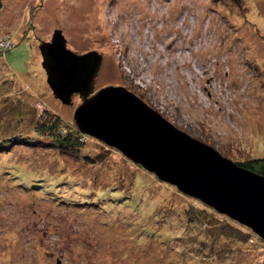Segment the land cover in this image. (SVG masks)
<instances>
[{"label":"rangeland","instance_id":"obj_1","mask_svg":"<svg viewBox=\"0 0 264 264\" xmlns=\"http://www.w3.org/2000/svg\"><path fill=\"white\" fill-rule=\"evenodd\" d=\"M55 29L101 54L94 93L124 87L222 156L264 157V0H2L0 264H264L246 227L247 242L221 235L228 217L114 148L86 135L73 157L45 143L40 122L75 125L81 103L46 83L38 45ZM99 153L101 166L82 158Z\"/></svg>","mask_w":264,"mask_h":264},{"label":"water","instance_id":"obj_2","mask_svg":"<svg viewBox=\"0 0 264 264\" xmlns=\"http://www.w3.org/2000/svg\"><path fill=\"white\" fill-rule=\"evenodd\" d=\"M38 49L52 95L65 105L74 94L80 97L73 120L81 134L114 148L264 241V176L190 137L124 87L106 86L94 93L101 54L71 51L60 29Z\"/></svg>","mask_w":264,"mask_h":264},{"label":"trees","instance_id":"obj_3","mask_svg":"<svg viewBox=\"0 0 264 264\" xmlns=\"http://www.w3.org/2000/svg\"><path fill=\"white\" fill-rule=\"evenodd\" d=\"M1 4H2V0H0V6H1ZM38 126L39 127L37 129V133L39 135L48 136L49 140L45 141V143L50 145L51 148L60 149V150L66 149V150H68V151H66L67 154H69L73 157H78V156L81 157L79 155V153H80L81 149L84 147L83 145H85L84 142L86 141V139H85L86 135L81 134L77 130L75 125H73V124L69 125L59 117H52V118L49 117V118L41 121ZM24 139H27V136H24ZM23 141H25V140H23ZM0 143H4L6 149L8 148V146L5 144V141H3V142L0 141ZM27 143H29V142H27ZM47 144H45V145H47ZM82 158L84 160H86V162L89 163L91 166H93V165L101 166L107 161V156H106V154H103V153H99L96 156H93L91 158H90V156L83 155ZM231 160L243 168H246L250 171H253L255 173H258V174L264 176V157H258V158L257 157L256 158L250 157V158H246L245 160H240V159H231ZM33 185L34 184H32V186ZM145 200L147 201V205H148V207H150L151 210L157 206V204L153 205L147 199H145ZM146 209L149 212V209L147 207H146ZM207 209L208 208L204 207V210H199L198 213L201 214L203 212L205 215ZM208 210L215 213L214 210H211L210 208ZM130 212L132 213V211H130ZM185 212L188 215V210H185ZM190 216H194L193 219H196L199 222L203 223V221H204V217L201 220L200 216H197L194 214H190L189 217ZM145 217L150 218V215L147 214ZM152 217H153V215H152ZM128 220L131 221L132 218H128ZM156 222H157V220L155 221V223ZM152 223H154V220ZM234 224H235L234 221L227 220L226 223H222V225L216 226V229L220 230V232H218V233H220L221 235H225L226 237H229L230 239L233 238V239L238 240V241L247 242L249 240V238L251 237V233L246 234L245 232H243L241 230V228H240L241 225L236 223L238 226H234ZM241 227H243V226H241ZM248 231L251 232L250 229H248ZM257 238H255V239L257 240ZM228 242L229 241H227V243ZM228 251H232V249L229 248L227 250V252Z\"/></svg>","mask_w":264,"mask_h":264},{"label":"built area","instance_id":"obj_4","mask_svg":"<svg viewBox=\"0 0 264 264\" xmlns=\"http://www.w3.org/2000/svg\"><path fill=\"white\" fill-rule=\"evenodd\" d=\"M12 46L11 40L8 37H3L0 39V51H7Z\"/></svg>","mask_w":264,"mask_h":264},{"label":"bare ground","instance_id":"obj_5","mask_svg":"<svg viewBox=\"0 0 264 264\" xmlns=\"http://www.w3.org/2000/svg\"><path fill=\"white\" fill-rule=\"evenodd\" d=\"M203 204V203H202ZM204 205V204H203Z\"/></svg>","mask_w":264,"mask_h":264}]
</instances>
